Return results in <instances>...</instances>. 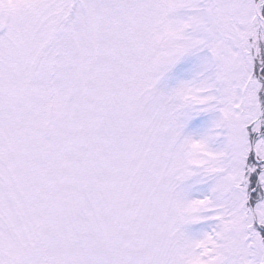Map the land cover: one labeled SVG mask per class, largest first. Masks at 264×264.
Instances as JSON below:
<instances>
[{
    "label": "snow or ice",
    "instance_id": "snow-or-ice-1",
    "mask_svg": "<svg viewBox=\"0 0 264 264\" xmlns=\"http://www.w3.org/2000/svg\"><path fill=\"white\" fill-rule=\"evenodd\" d=\"M0 264H264V0H0Z\"/></svg>",
    "mask_w": 264,
    "mask_h": 264
}]
</instances>
